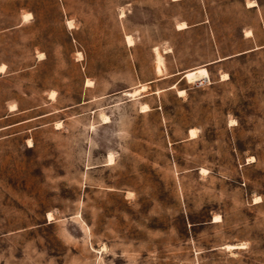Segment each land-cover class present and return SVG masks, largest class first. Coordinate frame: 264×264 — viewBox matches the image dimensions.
I'll list each match as a JSON object with an SVG mask.
<instances>
[{"label": "rangeland", "instance_id": "obj_1", "mask_svg": "<svg viewBox=\"0 0 264 264\" xmlns=\"http://www.w3.org/2000/svg\"><path fill=\"white\" fill-rule=\"evenodd\" d=\"M0 69V264H264V0H0Z\"/></svg>", "mask_w": 264, "mask_h": 264}, {"label": "bare ground", "instance_id": "obj_2", "mask_svg": "<svg viewBox=\"0 0 264 264\" xmlns=\"http://www.w3.org/2000/svg\"><path fill=\"white\" fill-rule=\"evenodd\" d=\"M250 2V1H249ZM251 3V2H250ZM257 3L255 2V3H252L251 4V6H255ZM122 16H124V14L122 13ZM25 18H31V14L29 13V14H27L26 13V15H25ZM24 18V19H25ZM26 21V20H25ZM178 26V29H184V28H186V24L185 23H180V24H178L177 25ZM126 40H127V43L129 44V45H133V39H132V37L131 36H127L126 37ZM155 53H156V72L158 73V74H160V73H162V71H163V68H162V65H163V61H162V55L160 54V52H159V50H158V48H155ZM141 90H143V89H138V88H136V89H134L133 91H131V92H128L127 94L131 97V98H133V99H135L137 96H139L140 95V91ZM184 92V90H182V91H180V93H183ZM141 109L142 110H144V111H147V110H149V108H148V106L147 105H141ZM102 119L104 120V121H109V118L106 116V115H104L103 117H102ZM195 135H196V129H191L190 130V137H195ZM113 155L112 154H110L109 155V157H108V161H114L113 160ZM219 217H215L214 219V222H217V219H218ZM226 247L229 249V248H241L242 247V243L241 244H238V245H226Z\"/></svg>", "mask_w": 264, "mask_h": 264}, {"label": "snow or ice", "instance_id": "obj_3", "mask_svg": "<svg viewBox=\"0 0 264 264\" xmlns=\"http://www.w3.org/2000/svg\"><path fill=\"white\" fill-rule=\"evenodd\" d=\"M0 70H2V69H0Z\"/></svg>", "mask_w": 264, "mask_h": 264}]
</instances>
